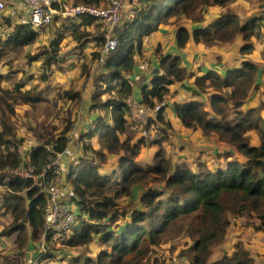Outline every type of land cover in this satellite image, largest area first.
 Masks as SVG:
<instances>
[{
	"label": "trees",
	"instance_id": "obj_1",
	"mask_svg": "<svg viewBox=\"0 0 264 264\" xmlns=\"http://www.w3.org/2000/svg\"><path fill=\"white\" fill-rule=\"evenodd\" d=\"M102 1L82 2L99 5ZM250 2L264 5V0ZM231 4L232 0H141L139 10L117 34L118 45L106 62L98 65L100 54L93 52L97 73L91 76L90 69L82 64L84 79L94 77L89 99L91 110L98 115L93 127L76 136L85 139L84 150L88 149L89 139H95L96 156L105 150L117 158L113 171L101 170L92 157L86 156L71 165L65 179L71 189L65 191L70 193L69 200L78 205V224L62 244L71 249L89 248L97 241L100 247L95 256L81 254L64 258L48 252L55 244L46 241L48 250L36 255L38 261L57 260L62 264L66 259L65 264L67 260L69 264H153L157 248L168 243L172 249L179 247V252L167 264H185L180 261L181 257H185L188 264H257L244 249L214 261L210 257L212 246L226 233L229 214L264 216V114L244 101L252 86L260 87L257 77L261 65L244 59L223 73L203 69L188 71L179 56L160 53V72L140 86L142 102L147 106L170 99L179 84L188 90L186 81L189 79L195 94H208L209 109L205 100L197 99L173 105L182 126L199 128L204 136L231 145L230 150L221 151L213 163L199 158L194 163L172 164L165 158L162 146L171 134L165 112L158 117L156 137L149 145L147 141L150 140L137 138L131 128L127 103L133 93L129 76L133 73L136 56L142 54L145 39L175 17L184 16L187 22L199 24L191 29L195 45L224 47L240 38V52L251 55L263 30L264 15L258 18L241 15L233 12ZM211 5H219L221 12L202 25L204 10L209 13ZM0 20L7 28H12L5 38H0L1 68L5 56L34 43L39 32L30 23L13 21L10 16L0 15ZM61 23V29L46 49L27 55L29 61L45 57V71L39 83L27 88L32 75L15 80L16 72L5 73L0 69V210L11 218L0 235L14 234L17 248L15 254L1 255L3 264H26L25 249L41 241L47 199L46 193L32 179L5 181L7 170L21 161L18 147L23 145L9 139L16 134L10 116L16 106L25 105L35 110L37 102L45 99L41 98L40 85L49 86L50 66L59 61L58 52L67 34L79 43V50L87 42L100 47L103 41L101 26L95 17H72ZM237 34L240 36L235 37ZM177 41L179 45L188 41L183 25L178 30ZM159 50L156 47L155 53ZM76 85L63 89L58 98L67 102L59 130L58 126L54 131L44 126L40 134L34 129L27 131L40 141L29 149V160L36 173L46 166L50 154L68 147L69 130L82 102V91L74 88ZM252 134L259 143L251 142ZM152 145L157 146L152 162L142 164L137 158ZM148 178L161 181L162 186H147L135 197L140 184ZM127 199H131L132 204L140 200L135 211H131L132 204L126 203Z\"/></svg>",
	"mask_w": 264,
	"mask_h": 264
},
{
	"label": "rangeland",
	"instance_id": "obj_2",
	"mask_svg": "<svg viewBox=\"0 0 264 264\" xmlns=\"http://www.w3.org/2000/svg\"><path fill=\"white\" fill-rule=\"evenodd\" d=\"M236 1H238V11L236 13L245 16H253L255 18L264 15V5H260L259 3L251 4L250 0H232V3L236 4ZM209 7L211 8V10L209 11L210 13H206V10H204L203 13V15L205 16L204 22L206 24L212 19L219 16L221 12V9H219V5H211ZM5 13L6 12H4V15ZM183 18L184 17L182 16L173 18L171 22L167 25V27L159 29L149 38L145 39L142 54L136 56V61H138V58L139 60H143L144 63L147 64V68L144 70H140V73L137 76L135 74H132V80L134 82L138 83L142 80L146 81L149 79L150 76L159 73L161 70L160 62L158 61L159 54L168 52H174L173 54L179 56L182 65L188 71H200V69H205L211 63L216 62H219L220 65H228L229 63H233L235 67L241 64L242 60L248 59L254 63H259L261 65L259 67V71L264 74V30H262L259 39L255 42V47L252 51V54L246 56L245 54H242L240 52V38H237L235 42L230 43L228 46L213 47L217 48L214 50H212L213 48H207L206 46L195 45L191 36H188V41L184 45H179L177 38L175 39V33L180 27L179 20H182ZM194 25L196 24H192V28ZM5 32L6 28L3 25H0V36L4 35ZM45 33L46 30L44 31L43 35ZM52 36L53 35L47 34L46 37H40V39H37L35 43L31 44L28 47H25L18 54L11 56L9 59H6L4 61L5 63L0 69L7 71V73L16 72L14 76L15 80L20 79L25 74V72L33 73V75L38 78L44 72V68L42 67L43 59L41 58L39 60L29 61L27 55L34 53L38 46H46L48 42L52 39ZM239 36L240 34H237L235 37ZM66 43V48H64L60 52V57L63 58L64 65H62L61 67L52 66L50 73L47 71V73H49L50 75L49 86H47L46 84L40 85L41 89L44 92L42 95L46 99L42 100L41 102H37L38 104L35 110H31L25 105H19L15 107L14 113L10 116V121L11 125L14 127L16 134L14 136L9 137V139L14 140L16 142H22L23 145L21 146H23L25 149H30L32 146H35L40 143V141L35 140L33 136H31V134L27 132L29 129H34L36 132H39V134L44 126H46L49 130L53 131L54 128L58 126L59 130L62 127L61 119L64 112L66 111L67 102L59 101L58 98L60 97L63 89L78 84L74 88H77L82 91V102L79 107V111L76 115L75 123L71 126L69 130V148H67V153L69 155L75 156L76 159L80 156L92 157L100 165V167L102 168L101 170L113 171L117 158L116 156L112 157L111 155L105 154L107 153V151L104 150L101 151L100 154H97V156L100 155L102 157L98 158L96 156V151L93 148H88L87 150H84L82 144L85 143V139L80 140L79 136H74V134L79 135L83 131H86L89 125H91L90 127L94 126V123L92 124V121L94 120L93 115L88 109L89 98L92 91V82L94 77L91 79L89 77V79L87 80L84 79L85 73H81V67L82 64H84L90 70L92 69L95 63L93 52L96 50V48H92L91 44H87L84 46V48L81 49V53H78V42L74 40H66ZM156 47L160 48L158 54L155 53ZM183 59L184 62L188 64H184L182 62ZM59 64L62 63L60 62ZM149 67L151 68L148 69ZM10 69H15L16 71L8 72ZM90 75L92 76L91 73ZM40 81L41 77L39 78L37 83H39ZM259 82L260 87L258 88L255 85L252 86L249 90L248 98L244 101L245 104L248 106L258 107L261 113L264 114V77H262ZM186 84L189 86L190 89L191 80L189 79L188 81H186ZM253 87L254 89L252 90ZM179 89L185 90L187 89V87L183 84H179L176 86V91H178ZM250 91L251 93L255 91V95L251 97ZM43 97L41 98L43 99ZM199 97L203 100H207L208 94L202 93ZM172 98L173 95L170 99H168L169 102L172 100ZM96 114L98 115V113ZM101 115L103 116L104 113H102ZM169 115L170 114L168 113L167 116ZM58 130H56V132H58ZM173 136L177 137V133L168 134L169 138L167 141L164 140L162 142V146L165 147V158L168 159L172 164H178L180 162L179 159L184 154L190 153H182L181 150H188L191 152L192 150L185 147V145H183L184 148H177V146H175L174 139H172ZM251 138L252 143H259L257 139L254 138L253 134L251 135ZM151 141L152 140L147 141V144L151 145ZM72 144L74 145L73 149H71ZM230 148L231 145L229 143L220 142L214 139L213 142H209V145L206 149V151L210 153V158L206 157V159L208 160L203 158L201 159L213 163L215 160H217L216 157H218V154L221 151L230 150ZM156 150V145H152L149 148H146L142 152V154L139 155L137 160L142 164L144 162L150 163L154 157V154L156 153ZM195 156L199 155L195 154ZM146 157L149 158L147 161L145 160ZM197 160H199L198 157L187 161L193 162ZM145 184L152 187L162 186L161 181L148 178L145 183L140 184L141 187L136 190V194L140 195L141 192L145 190ZM65 185L69 186L66 181ZM1 198L2 197L0 196V202ZM71 203L72 209L75 212V217L77 220V216L79 213L78 205L75 201H71ZM3 212L4 211L0 210V232L2 231V229H4V227L9 225L10 223V218L3 214ZM229 217L230 222L226 229L225 235L220 238L216 243H214L211 248V261L218 260L219 258L224 256H232L237 250L244 249L247 255L257 264L264 263V216L254 214L250 217H241L229 214ZM185 240L188 241V239ZM40 245L41 241L37 243L35 242L25 249L24 254L26 264H30L31 260L36 259V255L40 251ZM99 247L100 246L98 245L97 241L94 244L90 245L89 248L77 247L73 249L67 248L63 246L62 243H59L55 244V246L52 247L48 252L54 253L56 256L64 258L68 255H72V257H75L76 255L81 256V254L95 256ZM16 252V236L14 234L5 236L0 235V264H3L1 255L9 256L15 254ZM178 252L179 247L177 249H172V247H170L168 243L164 244L163 246L157 248V252L153 255L152 262L153 264H167L170 261V258L172 256H175ZM36 261L37 264H58L57 260H46L44 262H40L36 259ZM180 261L185 264H188V261L185 257H181ZM65 263L66 259L62 261V264ZM67 263L69 264L68 260Z\"/></svg>",
	"mask_w": 264,
	"mask_h": 264
},
{
	"label": "built area",
	"instance_id": "obj_3",
	"mask_svg": "<svg viewBox=\"0 0 264 264\" xmlns=\"http://www.w3.org/2000/svg\"><path fill=\"white\" fill-rule=\"evenodd\" d=\"M10 1L23 4L28 10V17L15 8L10 10V15L16 17L17 22L30 23L33 27L49 24L56 15L67 18L95 17L102 27L105 37L103 54L99 58L100 63H104L105 57L118 44L117 34L119 31H117V28L124 11H127L128 18L132 19L141 5V0H104L99 5L87 2L68 4L63 0ZM4 11L5 2L0 0V13ZM145 65L142 64L141 66ZM168 102L169 100L164 99L154 106H147L142 102V99L139 102L135 98V92L133 91L127 103L131 114V128L136 134L141 135L145 140H152L156 137V131L159 127L158 117L160 113L167 110ZM67 148H69V144L62 152L50 154L46 166L40 173H36L35 167L29 160V149L19 146L18 151L21 152V161L7 170L8 175L5 181L12 178L32 179L34 184L40 186L41 191L47 195L43 216V232L38 254L48 250L45 246L46 241L59 244L68 239L78 224L69 195H63L62 184L70 171L71 165L79 163L81 156L77 159L74 157L75 159H72L71 163H66L64 161L65 156L69 155ZM30 264H37L36 259L31 261Z\"/></svg>",
	"mask_w": 264,
	"mask_h": 264
},
{
	"label": "crops",
	"instance_id": "obj_4",
	"mask_svg": "<svg viewBox=\"0 0 264 264\" xmlns=\"http://www.w3.org/2000/svg\"><path fill=\"white\" fill-rule=\"evenodd\" d=\"M63 1H65L66 3H68V4H73V3H79V2H82L83 0H63ZM4 2H5V11L4 12H6L5 13V15H4V12H2V13H0V15H2V16H10V17H12L13 18V20H15L16 22H17V20H16V17H13V16H11L10 15V10L11 9H13V8H15L17 11H19L20 13H23L25 16H27L28 17V10L24 7V5L23 4H21V3H17V2H11L10 0H4ZM8 5V6H7ZM231 9L234 11V12H237L238 11V1H236V4H234V3H232L231 4ZM210 13V12H209ZM208 13V14H209ZM181 17V16H180ZM182 17H184V16H182ZM64 19H67V17H62V16H60V15H56L55 17H54V19H53V21L52 22H50L49 24H47V25H43V26H39V27H33L34 28V30L35 31H38L39 32V34H38V37H37V39L39 40L40 39V37L43 35V33H44V31L46 30V33L42 36V37H46V35L47 34H50V35H53L52 36V39H53V37L56 35V33H58L59 32V30L61 29V26H62V23H61V21L62 20H64ZM130 19L128 18V16H127V11H124V13L122 14V17H121V22L119 23V25H118V28H117V31H120L121 29H122V27H123V25H124V23L125 22H127V21H129ZM263 23H264V20H263ZM192 24H195V23H193V22H187L186 20H185V18H183V20L179 23V25H180V27L183 25L186 29H187V35L188 36H191V29H192ZM202 25H205L206 23L203 21V23H201ZM0 25H3L5 28H6V32H5V34L4 35H2V36H0V38H5V36H6V34H8L11 30H12V28H7L6 26H5V24L0 20ZM61 25V26H60ZM197 25H199V24H196V25H194L193 27H195V26H197ZM165 27H167V25H160L159 27H158V29L155 31V32H157L159 29H161V28H165ZM180 27L178 28V30L180 29ZM101 30H102V27H101ZM101 30H100V32H101ZM264 30V29H263ZM80 32V31H79ZM155 32H153V34L155 33ZM41 37V38H42ZM102 37H103V41H102V43H101V45H100V47H98V45L97 44H93V42H87L86 44H84L83 46H82V48H84V46L85 45H87V44H91V46H92V48H96V50L95 51H98L99 52V54H100V57L102 56V54H103V47H104V43H105V37H104V35H103V30H102ZM178 37V31H176V33H175V39ZM37 39L35 40V42L37 41ZM51 39V40H52ZM51 40L48 42V44L46 45V46H42V47H40V46H38L37 47V49L35 50V52L34 53H32L31 55H34V54H36L38 51H42V50H44V49H46L47 47H48V45L50 44V42H51ZM66 40H74V37H71V36H69L68 34H67V36H66V38H65V40H64V42L62 43V45H61V47H60V50H59V61L58 62H56V63H52L51 64V66H50V69H52V66H58V67H61L62 65H64V62H63V58H61L60 57V52L64 49V48H66V46H67V43H66ZM75 41V40H74ZM34 42V43H35ZM33 44V43H32ZM118 45V44H117ZM28 46H30V45H28ZM28 46H25V47H28ZM79 46V45H78ZM78 46H77V49H78ZM228 46V45H227ZM24 47V48H25ZM117 47V46H116ZM116 47H115V49H116ZM23 48V49H24ZM81 48V49H82ZM81 49L78 51V53H81ZM114 49V50H115ZM214 49H217V48H213L212 50H214ZM114 50H112L106 57H105V61H104V63L106 62V60H107V58L109 57V55L110 54H112L113 52H114ZM263 50H264V47H263ZM94 51V52H95ZM19 53V52H18ZM18 53H14V54H12V55H9V56H5V58L3 59V64L5 63L4 61L6 60V59H9L11 56H13V55H16V54H18ZM169 53V52H168ZM174 53V52H173ZM173 53H171V54H173ZM99 57V58H100ZM43 59V63H42V67L44 68L43 70L45 71V65H44V61H45V57L44 56H39L38 58H35L34 60H39V59ZM62 63V64H59V63ZM182 62L184 63V64H188V63H185L184 62V59L182 60ZM104 63H100L99 62V59H98V61H97V64L98 65H101V64H104ZM97 64L96 63H94V65H93V67H92V69L90 70V72H91V74L92 75H95L96 73H97V71H98V67H97ZM142 64H146V63H144V61L143 60H139V58H138V61H136L135 62V67H134V69H133V73L132 74H135L136 76L140 73V70H144V69H146L147 68V64L143 67V66H141ZM232 67H234V64L232 63H229L228 65H225V64H222V65H220V63L219 62H216V63H211L210 65H208V67L207 68H205V69H203V70H205L206 72L207 71H209V70H215L216 72H218V73H223L226 69H228V68H232ZM151 67H149L148 69H150ZM10 71H16L15 69H10L8 72H10ZM2 72H5V73H7V71H5V70H2ZM44 73V72H43ZM42 73V74H43ZM144 73H146V72H144ZM27 74H30V75H32L33 77H32V79H29L28 80V83L29 84H27L26 85V87L27 88H29L30 86H33V85H35L36 83H37V81L39 80V78L41 77V75L37 78V77H35L34 75H33V73H29V72H25V74L21 77V78H26L25 76L27 75ZM130 75L129 76V78L131 79V81H133L132 80V76L133 75ZM135 76V77H136ZM262 77H264V74H262L260 71L258 72V80L260 81V79L262 78ZM27 79V78H26ZM147 81V80H146ZM145 80H142V81H139L138 83H136V82H134L133 81V91L135 92V98L140 102L141 101V93H140V86L143 84V83H145L146 82ZM141 84V85H140ZM190 87H191V84H190ZM183 90V89H182ZM181 89H179L178 91H176L174 94H173V98H172V100L170 101V102H168L169 103V106L167 107V110L165 111L166 113V119L170 122V128H169V130L171 131V134H176L177 133V137L176 136H173L172 137V139H174V143H175V146H177V148H184L183 147V145H185V147H187L188 149H191L192 150V152L191 151H188V150H181L182 151V153H189V154H184L180 159H179V161L180 162H182V161H185V162H187V163H194V161L193 162H191V161H187V160H190V159H194V158H196V157H198V158H203V159H206V157H209L210 158V156H209V152H207L206 151V149H207V147H208V145H209V142L211 143V142H213L214 141V139L215 140H217L215 137H207V136H204L203 134H202V130L201 129H199V128H197V129H191V128H185L184 126H182V124H181V122H180V120L176 117V114H175V111H174V105L173 104H175V103H182V102H187L188 100H193V99H197V100H202V101H204L203 99H201L199 96L202 94H199V95H197V94H195V89L192 87V88H190V89H188V90H183L182 91ZM86 91H87V89H86ZM86 91H85V94H86ZM35 93H37V94H39V92L38 91H35ZM44 92H43V90L41 89V92H40V95H41V97H43V94ZM253 95H255V91H253L252 93H251V97L253 96ZM43 98H45V97H43ZM46 99V98H45ZM206 101V104H207V109H209V101L208 100H205ZM88 109H89V111H90V113L93 115V118H94V120L92 121V124L94 123V121L96 120V118H97V112L96 111H94V110H91V108H90V99H89V107H88ZM170 114L169 116H167V114ZM61 124H62V119H61ZM91 125H89L88 126V128L90 127ZM85 128V127H84ZM168 130V131H169ZM82 131H83V129H82ZM74 136H76V134H74ZM136 137L138 138V137H141V135H138V134H136ZM142 138V137H141ZM168 140V139H167ZM166 140V141H167ZM195 140H198V141H195ZM89 144H88V146H87V148H93L94 150H95V148H98L97 147V144H96V142H95V139H89ZM178 141V142H177ZM218 141V140H217ZM163 145H164V143H163ZM211 145V144H210ZM73 147H74V145L72 144V148L71 149H73ZM105 154H107V153H105ZM195 154H198L199 156H195ZM112 156V155H111ZM74 157L75 156H72V155H67V156H65V162L66 163H71V161H72V159H74ZM112 157H114V156H112ZM98 158H102L101 156H98ZM149 158L148 157H146L145 158V160L147 161ZM184 159H186V160H184ZM153 160V159H152ZM206 160H208V159H206ZM96 161V160H95ZM152 162V161H151ZM150 162V163H151ZM179 162V163H180ZM143 164H149V163H147V162H144ZM69 186H70V188H69ZM69 186H66L65 185V181L63 182V184H62V190H63V195L64 196H68V195H70V193L69 192H67V191H65L67 188L68 189H71V185H69ZM147 186H149V185H147V184H145V187H147ZM144 189V188H143ZM137 195L138 194H136V196L135 197H137ZM127 200H130V201H127ZM125 202L126 203H128V204H130L131 203V199H127ZM3 214H5L8 218H10V216L9 215H7L6 214V212H3ZM3 218V217H2ZM10 220H11V218H10ZM10 224V223H9ZM31 261H33V260H31Z\"/></svg>",
	"mask_w": 264,
	"mask_h": 264
},
{
	"label": "water",
	"instance_id": "obj_5",
	"mask_svg": "<svg viewBox=\"0 0 264 264\" xmlns=\"http://www.w3.org/2000/svg\"><path fill=\"white\" fill-rule=\"evenodd\" d=\"M140 204V200L135 201L132 205H131V211H135L137 209V207Z\"/></svg>",
	"mask_w": 264,
	"mask_h": 264
},
{
	"label": "clouds",
	"instance_id": "obj_6",
	"mask_svg": "<svg viewBox=\"0 0 264 264\" xmlns=\"http://www.w3.org/2000/svg\"><path fill=\"white\" fill-rule=\"evenodd\" d=\"M117 40H118V37H117ZM171 54V53H170Z\"/></svg>",
	"mask_w": 264,
	"mask_h": 264
}]
</instances>
